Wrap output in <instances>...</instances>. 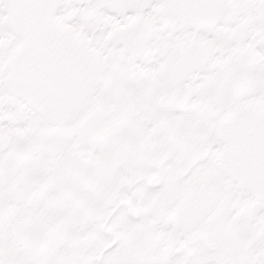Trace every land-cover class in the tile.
Returning a JSON list of instances; mask_svg holds the SVG:
<instances>
[{"label": "snow or ice", "instance_id": "obj_1", "mask_svg": "<svg viewBox=\"0 0 264 264\" xmlns=\"http://www.w3.org/2000/svg\"><path fill=\"white\" fill-rule=\"evenodd\" d=\"M0 264H264V0H0Z\"/></svg>", "mask_w": 264, "mask_h": 264}]
</instances>
